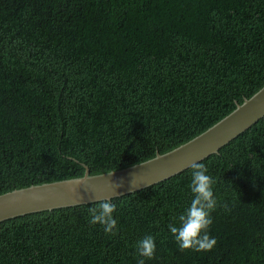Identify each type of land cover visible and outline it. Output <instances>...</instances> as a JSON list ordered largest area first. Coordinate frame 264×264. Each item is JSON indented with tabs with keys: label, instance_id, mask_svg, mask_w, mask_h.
<instances>
[{
	"label": "trees",
	"instance_id": "obj_1",
	"mask_svg": "<svg viewBox=\"0 0 264 264\" xmlns=\"http://www.w3.org/2000/svg\"><path fill=\"white\" fill-rule=\"evenodd\" d=\"M264 85V0H0V194L117 170L198 135ZM199 162L218 206L208 251L168 224L191 199L190 167L98 201L0 221V264H264V115ZM227 206L225 208L224 206Z\"/></svg>",
	"mask_w": 264,
	"mask_h": 264
},
{
	"label": "water",
	"instance_id": "obj_2",
	"mask_svg": "<svg viewBox=\"0 0 264 264\" xmlns=\"http://www.w3.org/2000/svg\"><path fill=\"white\" fill-rule=\"evenodd\" d=\"M264 115V85L216 123L145 161L99 174L13 189L0 194V221L26 213L99 201L155 184L218 151Z\"/></svg>",
	"mask_w": 264,
	"mask_h": 264
},
{
	"label": "clouds",
	"instance_id": "obj_3",
	"mask_svg": "<svg viewBox=\"0 0 264 264\" xmlns=\"http://www.w3.org/2000/svg\"><path fill=\"white\" fill-rule=\"evenodd\" d=\"M214 178L202 162L190 165L189 182L186 185L191 199L183 210L169 223L167 228L180 251L196 252L211 250L216 245L215 236L210 234L213 222L212 212L218 206L213 190ZM227 208V206H224ZM116 204L105 198L88 208V223L99 224L106 234L117 228V220L113 213ZM156 252V239L152 234H145L135 241V264H147Z\"/></svg>",
	"mask_w": 264,
	"mask_h": 264
}]
</instances>
